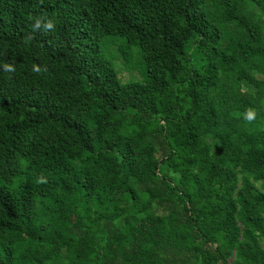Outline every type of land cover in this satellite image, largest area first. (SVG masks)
I'll return each mask as SVG.
<instances>
[{
  "label": "trees",
  "instance_id": "trees-1",
  "mask_svg": "<svg viewBox=\"0 0 264 264\" xmlns=\"http://www.w3.org/2000/svg\"><path fill=\"white\" fill-rule=\"evenodd\" d=\"M0 264H264V0H0Z\"/></svg>",
  "mask_w": 264,
  "mask_h": 264
},
{
  "label": "clouds",
  "instance_id": "clouds-1",
  "mask_svg": "<svg viewBox=\"0 0 264 264\" xmlns=\"http://www.w3.org/2000/svg\"><path fill=\"white\" fill-rule=\"evenodd\" d=\"M29 19L33 20V19H35V17L30 16ZM39 28H40V21L39 20H37L34 25H31V31L32 32L37 31ZM48 30H52V31L55 30V23L52 20H49L48 23L45 25V31H48ZM34 38H35L34 36L25 35L23 37V43L26 45L30 44ZM3 67H4L6 72H9V73L15 72L14 64L4 63ZM47 70H48L47 65H44L43 68L40 65H35V64L33 65V71L36 73H44V72H47ZM245 118H246L247 122H249V123H251L253 120H255V118H256L255 110L249 109L245 114ZM38 182H40V181H38Z\"/></svg>",
  "mask_w": 264,
  "mask_h": 264
},
{
  "label": "rangeland",
  "instance_id": "rangeland-1",
  "mask_svg": "<svg viewBox=\"0 0 264 264\" xmlns=\"http://www.w3.org/2000/svg\"><path fill=\"white\" fill-rule=\"evenodd\" d=\"M108 48H109V49L106 51L107 56H109V55L111 54V51L113 50L112 47H111V45H110V47H108ZM116 60H117L116 65H117L118 67H120V69H121V71H120V77H121L122 79H130V78H132V77H135V76L132 75L133 73H135V72H134L135 69H134L133 71L130 72L128 69L125 68V65H124V64H122L121 62H119L118 59H116ZM131 64H132L133 67H137L136 64H135L134 62H132ZM135 71H136V70H135ZM130 76H131V77H130ZM133 79H134V78H133Z\"/></svg>",
  "mask_w": 264,
  "mask_h": 264
}]
</instances>
